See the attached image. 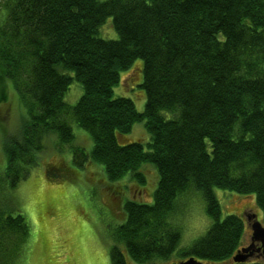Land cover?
Wrapping results in <instances>:
<instances>
[{"label": "trees", "instance_id": "16d2710c", "mask_svg": "<svg viewBox=\"0 0 264 264\" xmlns=\"http://www.w3.org/2000/svg\"><path fill=\"white\" fill-rule=\"evenodd\" d=\"M108 17L116 39L98 33ZM122 71L140 87L142 111L130 97L113 96ZM5 80L26 114L3 144L9 188L28 176L49 133L70 146L74 167L94 161L109 181L130 174L143 182L141 164L154 166L153 202H124V221L109 234L110 264H127L125 253L139 264L172 255L264 264L230 261L244 219L222 218L213 192L252 195L264 226V0H8L0 18ZM72 82L82 94L70 105L64 95ZM69 120L90 134L89 153L71 145ZM137 122L147 141L122 143ZM190 188L201 192L212 223L184 250L171 213ZM29 229L25 215L0 198V264L9 252L19 256Z\"/></svg>", "mask_w": 264, "mask_h": 264}, {"label": "rangeland", "instance_id": "374dc122", "mask_svg": "<svg viewBox=\"0 0 264 264\" xmlns=\"http://www.w3.org/2000/svg\"><path fill=\"white\" fill-rule=\"evenodd\" d=\"M7 3L8 0H0V18ZM98 33L104 39L117 38L110 17L100 25ZM124 75L125 71L120 72L119 84L114 86L113 96L130 97L136 110L142 111L144 95H139L141 89L137 82L129 83ZM3 88L5 94L0 101V198L10 201L25 215L30 231L19 256L9 252L2 259V264H110L108 252L113 241L109 234L124 221L120 216L124 202L132 198L137 203L153 202L157 183L154 166L150 163L141 164L139 171L144 176L143 182L130 174L109 181L103 167L94 161H89L81 168L74 167L71 164L73 158L70 146L60 145L57 135L49 133L43 139V150L37 153L36 163L30 167L28 176L14 188H9L4 177L7 159L3 144L6 137L17 134L26 114L12 82L5 80L0 83V93ZM81 94L80 85L72 82L64 95V101L73 105ZM69 124L75 136L71 145L89 153L93 146L90 134L77 127L72 120H69ZM147 138L144 123L137 122L124 136L122 143L137 140L145 142ZM60 162L65 165L61 171L59 167L56 168L62 165ZM115 190H119L121 195L116 194ZM213 192L219 202L222 218L228 214L241 216L255 213L256 218L262 220L260 210L252 202V195H239L218 188H214ZM171 217L180 234L178 249L184 250L203 236L212 223L206 214L201 192L194 188L176 197ZM249 235L250 230L245 226L242 245ZM123 246L120 248L124 249ZM125 257L127 264H139L131 260L127 253ZM177 260L178 257L172 255L166 262H156L165 264Z\"/></svg>", "mask_w": 264, "mask_h": 264}, {"label": "water", "instance_id": "95a60500", "mask_svg": "<svg viewBox=\"0 0 264 264\" xmlns=\"http://www.w3.org/2000/svg\"><path fill=\"white\" fill-rule=\"evenodd\" d=\"M251 243L238 249L231 257V262L233 263H244L253 256L254 252H261L264 259V226L258 221L254 220L251 225ZM254 242L260 243V247L255 248ZM172 264H203L194 258H189L185 261H180Z\"/></svg>", "mask_w": 264, "mask_h": 264}, {"label": "flooded vegetation", "instance_id": "af4514ba", "mask_svg": "<svg viewBox=\"0 0 264 264\" xmlns=\"http://www.w3.org/2000/svg\"><path fill=\"white\" fill-rule=\"evenodd\" d=\"M241 216H244V215H241ZM244 218L246 220V227L249 229L250 228L249 225L254 221V214H245ZM250 238L251 237L249 235L248 238H247L246 243L243 246H247V245H249L251 243V239ZM254 244H255V248H258L260 246V244L257 243V242L256 243L254 242ZM256 261H262L263 262L262 256L260 255L259 252H254L253 256L250 257V261L248 263L256 262Z\"/></svg>", "mask_w": 264, "mask_h": 264}]
</instances>
